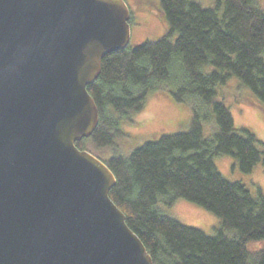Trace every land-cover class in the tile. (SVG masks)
Segmentation results:
<instances>
[{
  "label": "trees",
  "instance_id": "trees-1",
  "mask_svg": "<svg viewBox=\"0 0 264 264\" xmlns=\"http://www.w3.org/2000/svg\"><path fill=\"white\" fill-rule=\"evenodd\" d=\"M160 4L168 35L104 57L101 74L88 86L99 123L77 146L96 155L112 150L103 160L117 179L110 197L155 264H264V246L251 247L264 240V191L257 187L253 194L229 181L215 163L216 157L232 156L244 173L264 163L258 147L264 143L250 129H237L231 110L218 99L219 87L236 77L264 109V7L258 0H217L207 8L197 0ZM155 91L191 105L190 129L123 153L122 125ZM212 120L216 131L206 137L204 125ZM179 198L216 214L222 220L216 234L186 226L157 207Z\"/></svg>",
  "mask_w": 264,
  "mask_h": 264
},
{
  "label": "water",
  "instance_id": "water-1",
  "mask_svg": "<svg viewBox=\"0 0 264 264\" xmlns=\"http://www.w3.org/2000/svg\"><path fill=\"white\" fill-rule=\"evenodd\" d=\"M130 20L125 0H0V264H155L110 197L114 172L77 146Z\"/></svg>",
  "mask_w": 264,
  "mask_h": 264
},
{
  "label": "rangeland",
  "instance_id": "rangeland-1",
  "mask_svg": "<svg viewBox=\"0 0 264 264\" xmlns=\"http://www.w3.org/2000/svg\"><path fill=\"white\" fill-rule=\"evenodd\" d=\"M197 1L205 8L214 7L217 2V0ZM258 1L264 7V0ZM125 2L131 12L132 45L147 41L155 42L168 35L170 26L161 16L160 0H125ZM175 38L176 36L173 40ZM213 69L207 67L206 71ZM218 91V99L231 110L237 129H250L264 143V109L261 108L255 94L236 77H232L226 85L220 86ZM132 119V122L122 125L127 138L120 139L118 144L123 148V153H128V150L132 152L153 137L188 131L193 112L189 103L175 101L167 91H155L148 95L144 109L135 113ZM215 131V120L205 123L206 137L212 136ZM258 147L264 150V146L258 144ZM96 153L102 160H108L112 156V150ZM215 163L229 181L243 183L253 194L257 187L264 191L263 162L259 163L251 173L242 172L238 161L232 156L216 157ZM157 207L184 225L200 229L209 235L216 234L217 229L222 225V220L216 214L183 198H179L173 205L159 202ZM262 246L264 240L253 243L251 247L258 249Z\"/></svg>",
  "mask_w": 264,
  "mask_h": 264
}]
</instances>
